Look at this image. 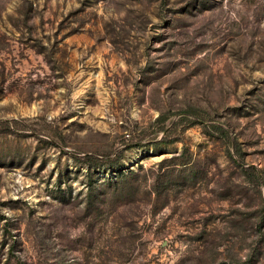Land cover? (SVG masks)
<instances>
[{
  "label": "rangeland",
  "instance_id": "374dc122",
  "mask_svg": "<svg viewBox=\"0 0 264 264\" xmlns=\"http://www.w3.org/2000/svg\"><path fill=\"white\" fill-rule=\"evenodd\" d=\"M0 264H264V0H0Z\"/></svg>",
  "mask_w": 264,
  "mask_h": 264
},
{
  "label": "trees",
  "instance_id": "16d2710c",
  "mask_svg": "<svg viewBox=\"0 0 264 264\" xmlns=\"http://www.w3.org/2000/svg\"><path fill=\"white\" fill-rule=\"evenodd\" d=\"M0 128H5L10 130V124L6 121H0Z\"/></svg>",
  "mask_w": 264,
  "mask_h": 264
}]
</instances>
